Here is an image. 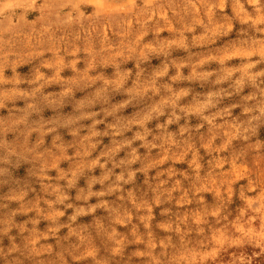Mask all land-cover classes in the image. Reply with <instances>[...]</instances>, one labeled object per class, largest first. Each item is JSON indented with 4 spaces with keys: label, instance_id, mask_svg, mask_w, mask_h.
I'll use <instances>...</instances> for the list:
<instances>
[{
    "label": "rangeland",
    "instance_id": "obj_1",
    "mask_svg": "<svg viewBox=\"0 0 264 264\" xmlns=\"http://www.w3.org/2000/svg\"><path fill=\"white\" fill-rule=\"evenodd\" d=\"M0 264H264V0H0Z\"/></svg>",
    "mask_w": 264,
    "mask_h": 264
}]
</instances>
